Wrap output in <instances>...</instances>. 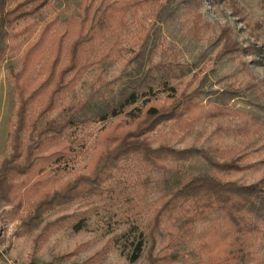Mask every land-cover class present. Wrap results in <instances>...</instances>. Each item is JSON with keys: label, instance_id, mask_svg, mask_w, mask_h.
Masks as SVG:
<instances>
[{"label": "rangeland", "instance_id": "374dc122", "mask_svg": "<svg viewBox=\"0 0 264 264\" xmlns=\"http://www.w3.org/2000/svg\"><path fill=\"white\" fill-rule=\"evenodd\" d=\"M16 1L9 0L6 7ZM186 1L172 0L162 8L155 5L140 11L136 18H129L117 44L123 51L99 58L109 48L110 42H106L98 53L83 58L79 73L56 108L46 113L41 122L57 119L64 105L90 106L116 91L122 79H114L134 54L142 52L145 66H152L155 76L172 75L169 82L178 95L198 91V105L159 124L147 135L151 146L180 150L218 145L234 156L242 152L245 156L239 161L240 169L219 173L226 180L256 183L264 176V58L250 51L264 50V7L260 0H195L190 6ZM82 9L83 0H52L36 15L9 28L11 36L5 39L8 48L0 59V163L12 151L15 126L17 102L9 70L17 68L22 51L47 21H54L55 30L67 33L64 47L79 29L84 33L90 22L83 18ZM223 30L239 44V52L223 51L219 41ZM49 54L47 51L30 73V84L41 78ZM134 65L131 60L125 71ZM156 90L159 100H170L159 91L158 83L153 85ZM217 106L224 107V114L210 116ZM38 109L39 103H35L28 111L21 134L24 144ZM253 120L260 126L249 128ZM111 123L112 119H108L68 128L51 146H68L70 153L64 162L44 166L23 183L20 206L0 200V264H148L146 242L138 257L131 260L137 241L143 238L161 198L186 176L202 170L201 160L165 161L164 168H157L143 162L140 156L128 157L96 194L58 205L35 222L30 219L39 191L56 189L75 173L86 171L99 129ZM25 177H17L15 182ZM218 216L214 212L196 222L190 240L174 247L186 252L206 241L204 255H211L235 246L234 230H217L211 225L209 220ZM78 221L82 224L76 229ZM170 225L168 222L164 227V235L159 236L153 253L166 245L165 231ZM252 250L256 259L249 264H264V236L254 239Z\"/></svg>", "mask_w": 264, "mask_h": 264}, {"label": "trees", "instance_id": "16d2710c", "mask_svg": "<svg viewBox=\"0 0 264 264\" xmlns=\"http://www.w3.org/2000/svg\"><path fill=\"white\" fill-rule=\"evenodd\" d=\"M8 1L0 0V59L8 48L5 39L11 36L9 28L22 19L36 15L52 0H17L13 6L6 7ZM171 1L83 0L82 15L89 19V26L84 33L79 29L65 47L63 44L67 33L55 30L54 21H47L40 26L36 39L22 51L17 68L8 73L17 105L14 111L15 126L11 134L12 151L0 163V200L9 203L14 201L15 205L20 206L24 196L19 191L20 186L44 166L64 162L70 153L68 146H51L68 128L112 119L110 125L99 129L95 150L84 173H75L56 189L39 191L31 221L35 222L44 212L58 205H64L80 196L96 194L111 177L112 171L128 157L140 156L143 162L157 168H164L165 161L198 159L204 163V168L186 176L161 198L153 210L143 238L136 243L131 260L138 257L146 242L149 243L148 264H173L181 261L188 264H249L251 259H256L252 250L254 239L264 236V176L258 182L248 185L226 180L219 172L240 169L239 161L245 155L239 152L234 156L229 149L218 145L206 149L180 150L151 146L147 135L159 124L189 112L198 105L195 101L198 91L178 95L169 82L172 75L165 73L155 76L153 67L144 64V53L137 52L125 63L121 73L114 79H122L116 91L90 106L75 103L64 105L57 119L43 124L41 122L46 113L56 108L79 73L83 58L98 53L106 42H110L109 48L99 58H106L113 52L120 53L123 47L117 44L129 25V18L134 19L140 11L155 5L165 7ZM185 3L190 6L195 4V0ZM260 4L264 7V0H260ZM219 41L226 53L239 52L241 49L226 30L220 34ZM47 51L50 54L41 78L30 84V73ZM250 52L264 58V50ZM131 60L135 61L134 67L125 71ZM156 83L160 86L159 91L167 94L169 101L156 97L157 90L153 91ZM35 103H39V109L31 124L28 142L24 144L21 134L27 123L28 111ZM222 114L223 106H217L209 113L210 116ZM250 126L255 128L260 124L253 120ZM22 175L26 177L15 182ZM214 212L220 216L211 218V225L217 230H234L235 246L211 255H204L208 246L206 241L199 242L186 252L174 247L186 244L191 238L193 225ZM168 222L171 224L169 230L165 231L168 241L161 250L153 253ZM80 224L82 222L78 221L75 228L79 229Z\"/></svg>", "mask_w": 264, "mask_h": 264}]
</instances>
